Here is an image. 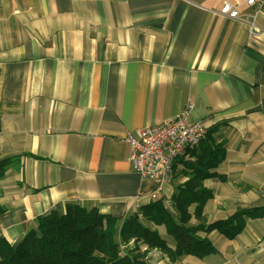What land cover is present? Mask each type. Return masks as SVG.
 <instances>
[{
  "label": "crops",
  "instance_id": "obj_1",
  "mask_svg": "<svg viewBox=\"0 0 264 264\" xmlns=\"http://www.w3.org/2000/svg\"><path fill=\"white\" fill-rule=\"evenodd\" d=\"M186 111L224 149L206 222L264 205V0H0V238L68 203L123 220L150 202L126 138ZM207 238L214 255L150 263L264 264V216Z\"/></svg>",
  "mask_w": 264,
  "mask_h": 264
},
{
  "label": "trees",
  "instance_id": "obj_2",
  "mask_svg": "<svg viewBox=\"0 0 264 264\" xmlns=\"http://www.w3.org/2000/svg\"><path fill=\"white\" fill-rule=\"evenodd\" d=\"M209 129L186 157L172 165L171 196L157 197L141 205L123 220L68 203L64 212L52 211L37 220L17 244L0 238V264H151L149 253L158 250L170 262L183 256L203 259L216 249L207 235L216 231L234 239L249 219L264 216V205L241 209L224 220L207 223L204 208L213 197L204 185L208 179L224 180L217 168L224 158L222 144ZM9 161H0V178ZM0 205V217L5 214ZM162 227L172 244L156 229Z\"/></svg>",
  "mask_w": 264,
  "mask_h": 264
},
{
  "label": "built area",
  "instance_id": "obj_3",
  "mask_svg": "<svg viewBox=\"0 0 264 264\" xmlns=\"http://www.w3.org/2000/svg\"><path fill=\"white\" fill-rule=\"evenodd\" d=\"M248 6H254L255 0H246ZM219 13L231 19H237V7L224 2ZM207 127L199 122H191L189 112L162 124L137 130L128 135L126 142L130 146V163L133 170L152 183L151 199H155L164 184L170 182L172 165L178 158L186 157L207 133ZM141 194V192H140Z\"/></svg>",
  "mask_w": 264,
  "mask_h": 264
},
{
  "label": "rangeland",
  "instance_id": "obj_4",
  "mask_svg": "<svg viewBox=\"0 0 264 264\" xmlns=\"http://www.w3.org/2000/svg\"><path fill=\"white\" fill-rule=\"evenodd\" d=\"M176 183H177V181H175V182H173V183H172V182H169L168 184H169V185L171 184V186L174 187V185H175ZM151 193H155V190H152ZM156 196H157V197H159V196H160V197H164V195L159 194V193H156ZM157 197H156V198H157ZM168 198H169V197H168ZM168 198H167V197H164V200H167ZM168 238H169V237H168ZM168 240H169L170 242H172V239H171V238H169ZM168 240H167V241H168ZM169 241H168V242H169ZM191 257H192V256H191ZM194 258H195V257H194ZM197 259H198V258H197Z\"/></svg>",
  "mask_w": 264,
  "mask_h": 264
}]
</instances>
